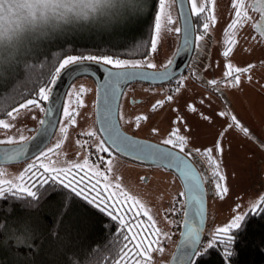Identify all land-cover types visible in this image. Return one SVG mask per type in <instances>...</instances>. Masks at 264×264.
<instances>
[{
	"label": "snow or ice",
	"instance_id": "1",
	"mask_svg": "<svg viewBox=\"0 0 264 264\" xmlns=\"http://www.w3.org/2000/svg\"><path fill=\"white\" fill-rule=\"evenodd\" d=\"M96 2L97 0H89L90 4ZM2 3L3 0H0V5ZM210 3L211 0H190V12L204 18L201 24L204 32L209 29L211 23L216 22L214 12L209 9ZM259 5L257 7V0H231L232 18L223 29L225 35L222 49V55L225 57L223 76L205 78L198 69H193V75L203 79L205 84L210 86L208 92L199 97L198 102L201 105L206 101L210 102L211 97L208 93L222 94V89L218 85L239 86L243 74H248L247 79L251 80L250 72L255 62L239 65L234 64L228 57L238 43L233 33L246 22H251L254 34L264 40V0H259ZM157 8L155 30L150 36V41L146 42L143 51L139 52V58H121L116 54H94L88 51L80 54L61 53V57L57 58L51 67L41 69L37 77L38 83L34 81L31 88H27L14 100L7 96L0 99V144L5 145L4 151L6 153L10 151L16 157L23 155L27 151V141L30 137L23 134L25 125L22 120L29 116L37 119V111L46 115L53 113L56 110L55 103L45 105L44 102L51 99V86L56 82L59 74L69 67H79L88 71L87 63L95 61L98 64L103 63L106 67L102 85L105 90L103 103L97 109V120L102 126L100 131L106 133V139L102 137L95 141L92 148L100 153L115 146L122 151L134 152L145 158L155 156L171 161L184 178L185 191L178 195H192L202 200L203 181H207L210 185L208 191L220 197L226 195L229 192V187L225 183L226 176L220 169V160L214 155V152L223 153V131L218 134L214 145L193 147L189 143L188 136L181 134V126L187 128L188 122L179 106L173 109L176 113L172 119L173 127L160 143L126 135L119 127L118 117L123 118V114L120 106L113 104V97L117 95L116 89L123 78H131L140 73L161 83H171V80H176L162 99H156L151 104L154 111L166 102L172 101L174 99L172 93L180 92L185 81V77L181 74L172 75L171 57L165 59L159 66L153 58V55L158 53V34L162 28L163 18L166 17L169 24L175 19L170 8L167 12L165 11V0H159ZM206 12L208 15H205ZM252 12H256L259 18L251 15ZM168 30L172 31L171 28ZM175 32L179 33L181 29L177 27ZM202 39V33L195 36L194 44L197 50L200 48L199 42ZM186 43L187 36H185ZM33 48L13 46L0 49V77L4 74H13L15 68L30 71L34 67L28 63L30 57L34 58L32 57ZM178 51L179 46L172 56L177 55ZM132 54L136 55L135 52ZM17 79L19 77H14L12 84L3 92H8ZM85 91V85H74L73 89L69 90L68 99L62 102L65 122L57 121L60 127L55 143L39 150L38 156L33 154L30 162L25 163L17 173L11 174L10 179L4 178L9 173L0 165V198L8 195L10 199L19 200L20 197H24L23 200H19L22 211L12 214L9 220H0V235L12 242L11 255L15 264H34L35 256L40 253L50 257L51 264H61V256L67 257V264H152L153 246L156 247V251H163L160 238H168L169 233L156 226V220L147 212L146 206L140 202L138 197L125 189L123 199L116 203L115 207L108 203L121 195L120 190L111 192V188L115 185L105 179V174L111 171V160L108 161L109 167L102 171L97 165L90 163V154L87 151L84 152L82 159H80V152L75 153L77 157L75 161L58 159L64 138L68 135L69 126L77 124L76 113L78 107L84 103L82 93ZM149 91L155 92L156 89L150 88ZM160 91L163 93L164 88ZM73 98L77 105L76 108L72 107ZM230 103L226 100L228 106ZM185 108L194 112L196 104L189 100ZM46 115L38 117L41 125L46 122ZM201 115L207 120L213 119L211 115L204 113ZM216 115L231 120L230 124L224 125L225 128L237 126L246 135L251 132L234 112L228 111L227 107L217 110ZM147 118L143 112L138 114L135 117L136 125L139 126L140 122ZM151 131L155 133L159 130L152 128ZM80 135L81 137L84 135L89 138L96 137L97 130L88 127ZM75 143L83 148L88 144V140L79 138ZM260 146L264 147V141H261ZM99 160L100 157L97 155V161ZM201 166L210 169L211 174L200 172L198 169ZM98 177L104 179L103 187L100 186ZM120 187L123 188L122 185ZM105 191H108L110 195L104 196L101 200V193ZM197 193L200 195H196ZM129 201L131 203L128 209L122 211L123 205ZM181 205V208L173 206L170 209L177 214L184 212V218L180 223H184L186 228L181 230V241L178 242L180 251L177 253L180 257V264H201L204 257H207L213 250L214 245L219 246L217 253L220 257L219 264H234L239 257L249 255L264 246V229L257 232L256 229L245 227L249 213L264 212V193L250 199L246 210H240L241 204H235L234 214L227 222L212 229L207 240L202 239L199 227L188 222L189 201H181ZM133 208L142 211L148 223L136 216L128 217V212ZM93 209H103L108 217H114L118 222L115 235H112L109 229V235L112 236L111 242L96 246L83 242L95 225ZM12 211L10 208L9 212L12 213ZM203 215V204H201V216ZM185 241L191 245L190 248H184ZM240 264H249V262L244 260Z\"/></svg>",
	"mask_w": 264,
	"mask_h": 264
},
{
	"label": "rangeland",
	"instance_id": "2",
	"mask_svg": "<svg viewBox=\"0 0 264 264\" xmlns=\"http://www.w3.org/2000/svg\"><path fill=\"white\" fill-rule=\"evenodd\" d=\"M188 2L190 7V0H188ZM259 6V0H257V7ZM169 8L175 19L170 24L166 17L162 20V28L158 34V53L153 55V58L157 62V66L163 63L165 59L169 57L173 58L172 53L176 51L179 42V33L175 32V28L179 27V22L175 9V2H173V0H165V11L167 12ZM209 9L214 12L216 22L210 24L209 29L203 36L204 38L208 37V39L210 37V44L212 46V53L208 57L209 61L205 71V78H220L223 76L225 60V57L222 55L225 39L223 29L230 21L233 14L231 0H211ZM112 12L113 10L104 16L109 18L112 16ZM195 14L196 13H192V15ZM251 15L259 18L256 12H252ZM169 28H171L172 31H169ZM233 34L236 36L238 43L235 45L228 59L234 64L243 65L249 62H255L256 65L261 66L255 67L257 71L253 72L254 75L261 73V79L253 78L249 81V79L246 78L245 80L249 81L248 85H244L246 90L244 88L242 90H240V88L236 90L233 86H231L232 88H228V85L224 84L219 85L220 87H226L227 93L230 91L229 95H231L234 100L230 106H227L228 111L234 112L239 117V120L251 130L249 134H244L237 126H233L232 128L224 127L225 124H230L231 120L227 117L216 115L217 110L225 108L219 100V93H208L211 97L210 102H205L202 105L198 102L199 97L208 92L209 87L198 91L194 88L192 92L187 90L185 99L176 97L180 92H173L172 95L174 99L166 102L154 111L151 108V104L156 99H162L164 95L168 93V88L172 86L173 82L171 81V83L162 85H149L134 82L126 87L119 105L123 118H118L123 131L154 143L162 142L164 136L167 135L173 127L172 119L176 115L173 109L176 106H179L188 122L187 128L181 126V134L188 136L189 143L193 147L214 145L218 138V134L221 131L224 132L222 139L223 153L214 152V155L220 160V169L226 176L225 183L229 187V192L223 197L217 196L208 191L210 185L207 181H204L208 196L207 233L217 225L227 222L236 211L235 204H241L240 210H246L247 202L262 193L261 183L262 180H264V177H261V146H259L262 139L261 136L253 133L258 129L261 130V127L257 125V119L253 117L255 114L250 112L252 106L250 104L251 102L248 101H253L251 92H254L255 95H264V91L262 90L264 88V65H261V63H264V40H261L259 36L254 34L251 22L244 23L241 27H238ZM4 47H7V45L2 46L0 44V49H4ZM181 75L185 77L181 90H185V88L190 89L193 81L188 70L186 69ZM80 84L85 85L86 88V91L82 93L84 103L78 107L76 113L77 124L70 125L68 128V135L64 138V142L60 149L61 155L58 159L60 161L65 159L75 161L77 159L75 153L80 152V159H82L84 152L87 151L90 155L93 154L90 156V163L97 165L102 171L109 167L108 161L111 160V171L105 174V179L110 181L112 185H115V187L111 188V192H116L117 190L121 191V195L116 197L117 202L123 199V190L126 189L133 196L138 197L140 202L146 206L147 212L156 220V226L162 231L169 233L168 238H160V242L164 244L163 251H156V247H153L151 251L152 264H167L166 262L173 253L176 245L182 214V211L177 214L176 212L170 211V209L173 206L176 208L182 207L181 201H184V195H178V193L183 192L181 183L173 172L161 167L135 163L109 150L97 153L92 148V144L101 138L99 133H97L96 137L92 138H89L87 135L83 137L80 135L88 127L97 130L94 114L95 85L93 81L86 76L74 80L66 93L64 101L68 99L69 90L73 89L74 85ZM193 86L195 85L193 84ZM150 88H155L156 91H149ZM161 88H164L163 93L160 91ZM248 90L251 91L250 94H248ZM189 100L196 104V110L194 112L185 108V104ZM72 107H77L74 98ZM142 112L145 113L148 118L142 120L139 126H137L135 117ZM201 113L211 115L213 119L207 120ZM42 115L43 113L37 111V119H33L29 116L27 119L22 120V123L25 125L23 134L26 137H30L35 132L39 125L38 117ZM59 121L65 122L63 111L61 112ZM59 127L60 125L58 123L57 129L47 146H51L52 143H55L59 136ZM17 128H19V125H17ZM152 128H157L159 131L154 133L151 131ZM257 137L259 139H256ZM79 138L88 140V144L84 145L83 148L76 145L75 141ZM97 155L100 157L99 161H97ZM30 160L31 159L12 164H2L3 168L9 173V175L4 178L10 179L11 174L17 173L23 168V165L30 162ZM200 169L202 172H208L209 175L211 174L210 169L207 167L201 166ZM97 179L100 186L103 187L104 179L99 177ZM121 185L123 188L120 187ZM105 193L110 195L108 191H105ZM173 198H175V200ZM130 203L131 201L127 204ZM137 212L141 213L142 211L138 210ZM169 221L174 222L170 223Z\"/></svg>",
	"mask_w": 264,
	"mask_h": 264
},
{
	"label": "trees",
	"instance_id": "3",
	"mask_svg": "<svg viewBox=\"0 0 264 264\" xmlns=\"http://www.w3.org/2000/svg\"><path fill=\"white\" fill-rule=\"evenodd\" d=\"M157 5H159V0H134V3L127 7L121 6L123 11L119 9L113 10L112 16L109 18H106L105 14L91 17L73 15L62 21L44 22L36 26L34 32L22 43L1 44L2 46L7 45L4 49L13 46L34 47L32 52V57L34 58L30 57L28 61L34 67L30 71L23 68H15L13 74H4L0 77V93H3V95H0V99L7 96L14 100L16 96L23 94L27 88H31L34 81L38 83L37 77L40 75L41 69L51 67L52 63L61 57V53L80 54L88 51L94 54H116L120 55L121 58H139V52L143 51L146 42L150 41V36L155 30ZM205 15H207V12ZM192 17L195 34L202 33L204 36L206 32L201 28L203 16L195 14ZM111 18L117 19V21L108 27H100L103 22ZM133 52L136 53L135 56L132 54ZM14 77H19V79L8 92L4 93L3 90L9 88ZM172 81L173 84L176 83V80ZM109 151L114 153L112 150ZM104 196H107V194L102 192L100 199L103 200ZM23 199L24 197L19 198V200ZM19 200L10 199L8 195L0 198V220H9L12 214L22 211ZM108 203L115 207L118 202L115 199ZM128 206L129 204H124L121 210H127ZM10 208L13 210L12 213L9 212ZM137 211V209L133 208L128 212V217L136 216L138 219L148 223L147 217L143 215V212L138 213ZM93 213L94 228L83 242L92 246L111 242L112 236L109 235V229L112 235H115V228L116 224L118 226V222L115 221L114 217H108L103 212V209H93ZM245 227L246 229H256L257 232L264 229V212L249 213ZM258 239L259 236L257 235ZM37 242L39 243V241ZM160 244L162 247L164 246L162 242ZM12 249V242L0 235V264H15L11 255ZM218 251L219 246L214 245L213 250L207 257H204L201 264H219ZM170 258L171 256L166 263L169 262ZM60 259L61 264H67V257L61 256ZM244 260H247L249 264H264V246L249 255L239 257L237 261H234V264H240ZM34 264H51V258L45 256L44 253H40L35 256Z\"/></svg>",
	"mask_w": 264,
	"mask_h": 264
},
{
	"label": "water",
	"instance_id": "4",
	"mask_svg": "<svg viewBox=\"0 0 264 264\" xmlns=\"http://www.w3.org/2000/svg\"><path fill=\"white\" fill-rule=\"evenodd\" d=\"M174 2H175V9H176L177 17H178V22H179V28L181 29V32H179V42H178L179 51L177 55L173 56L172 58L173 64H172L171 72L173 76H175L176 74L184 73L186 69L189 67V63L191 61V57H192L194 47H195L194 40L196 36L193 17H192V13L190 12L188 0H182V2L181 0H174ZM185 36H187L186 44H185ZM87 67H88V71H84L83 69L79 67H69L59 74L56 82L53 83L51 86L52 87L51 99L45 102V105L50 104V103H55L56 110L53 113H50L47 115L43 113L42 116L46 115V122L43 125L39 123L37 129L30 136V139L27 141V151L20 157L13 156V154L10 151L6 153L4 151L5 145H0V165L27 161L32 158L33 154L38 155L39 150H42L43 147L48 145V143L52 139L57 129V126H58L57 121L60 120V115L62 111L61 104L65 99L66 93L70 85L72 84L74 80H76L79 77H83V76L91 78L95 83V86H96L95 110H94L95 122H96V127H97L100 137L101 138L103 137L106 139V133H103L102 131H100L102 126L99 124L97 120V109L103 103V97H104L105 90L102 87V85L104 83V79L106 75V67L104 64L102 63L98 64L95 61L88 62ZM133 82H140V83H146V84H151V85L166 84V83H161L158 81H153L150 78L145 77L140 73H137L135 76L131 78L125 77L119 82V86L116 89L117 95L113 97L114 105H117V104L120 105V100H121V97H122V94L125 88L127 87V85ZM118 122H119V118H118ZM119 127L121 131L125 133L126 135L133 136L123 131L120 125V122H119ZM141 140H144V139H141ZM110 150H112L118 156L124 159H127L129 161L143 164V165H148V166H157V167H161L165 170L173 172L179 179L183 192L185 191L184 178L182 177L180 170L171 161L162 160L155 156L145 158L143 155H137L134 152L122 151L119 148H116L115 146H113ZM202 183H203V189H204L202 200L196 199L192 195L184 196V200L189 201L188 217H187L188 222L194 226L199 227L201 229V233L203 237V235L205 234L207 230L206 221H207V198L208 196H207L205 182L203 181ZM196 195H200V194L197 193ZM201 204H203V213H204L203 216H201ZM183 218H184V212H183L182 220ZM185 228H186V225L184 223H181L180 231H179V235L176 241L174 251L167 264H170V262L171 264H180V257L177 255V253L180 251V248H178V242L181 241V235H180L181 230H184ZM183 246L184 248L191 247V245L187 241L184 242Z\"/></svg>",
	"mask_w": 264,
	"mask_h": 264
},
{
	"label": "clouds",
	"instance_id": "5",
	"mask_svg": "<svg viewBox=\"0 0 264 264\" xmlns=\"http://www.w3.org/2000/svg\"><path fill=\"white\" fill-rule=\"evenodd\" d=\"M134 0H3L0 5V44L22 43L36 26L48 21H62L70 16L91 17L121 10ZM87 13V15H85ZM117 19L111 18L100 27H108Z\"/></svg>",
	"mask_w": 264,
	"mask_h": 264
},
{
	"label": "crops",
	"instance_id": "6",
	"mask_svg": "<svg viewBox=\"0 0 264 264\" xmlns=\"http://www.w3.org/2000/svg\"><path fill=\"white\" fill-rule=\"evenodd\" d=\"M200 43V48L199 50H197L196 46L194 47V51L191 57V61L189 63V75L192 78L193 84L195 86H193V84L191 85L190 89L185 88V90H181L180 93H178L179 95L176 97H181L182 99H185V94L187 90H190V92H192V90L195 88L197 91L201 90V89H206L207 87H210L209 85L205 84V81L203 79H199L197 78V76L193 75V69H198L199 73L202 74L204 77H206L205 71H206V67L209 61V56L212 53V46H211V40L210 37L208 39V37H203L202 41L199 42ZM262 54V53H261ZM261 65H264V63H261ZM261 67L259 65L254 64V67L251 69L250 75H251V79H261V73L259 74H253L254 71H257V68L255 67ZM248 74H243L241 76V85L239 86H233L236 90L240 88V90H242L243 88L246 90L244 85H248L249 81H246L245 79L247 78ZM244 78V79H242ZM198 87V88H197ZM218 87H220L218 85ZM248 87V86H247ZM222 89V94H220V101L222 102L223 106L227 107L228 105L226 104V100L230 101L232 103V101L234 100L233 97L231 95H229V93H227V88L226 87H220ZM228 88H232L231 86H228ZM264 91V88L262 89ZM251 91L248 90V94H250ZM252 93V97H253V101L252 100H248L249 102H251V106L252 108L250 109L251 113H254L255 115H253V117L255 119H257V125L261 127V130L258 129L256 131H254L253 133L255 135H259L261 136V141H263L264 139V95L262 94H254V92ZM187 98V97H186ZM226 98V100H225ZM209 102V101H206ZM230 103V104H231ZM239 118V117H238ZM259 122V123H258ZM261 124V125H260ZM261 145V144H260ZM259 145V146H260ZM261 149V177H264V147H260ZM199 171H201L200 167H199ZM261 192L264 193V180H262L261 183Z\"/></svg>",
	"mask_w": 264,
	"mask_h": 264
},
{
	"label": "built area",
	"instance_id": "7",
	"mask_svg": "<svg viewBox=\"0 0 264 264\" xmlns=\"http://www.w3.org/2000/svg\"><path fill=\"white\" fill-rule=\"evenodd\" d=\"M175 84V83H174ZM182 217H183V212H182V214H181V220H182ZM180 220V221H181ZM180 225H181V223H180ZM180 225H179V229H178V235H179V231H180ZM178 238V237H177ZM209 238V233H207V230H206V232H205V234L203 235V237H202V239H204V240H207Z\"/></svg>",
	"mask_w": 264,
	"mask_h": 264
},
{
	"label": "flooded vegetation",
	"instance_id": "8",
	"mask_svg": "<svg viewBox=\"0 0 264 264\" xmlns=\"http://www.w3.org/2000/svg\"><path fill=\"white\" fill-rule=\"evenodd\" d=\"M103 64V63H102ZM91 79V78H90ZM92 80V79H91ZM93 81V80H92ZM93 83H94V81H93ZM134 83V82H133ZM132 84V83H131ZM144 84H146V83H144ZM94 85H95V83H94ZM149 85H151V84H149ZM128 86V85H127ZM126 89V88H125ZM125 91V90H124ZM123 95V94H122ZM95 97H96V86H95ZM122 98V97H121ZM121 101V100H120ZM95 107V106H94ZM62 112V111H61ZM60 117H61V115H60ZM99 133V132H98Z\"/></svg>",
	"mask_w": 264,
	"mask_h": 264
}]
</instances>
